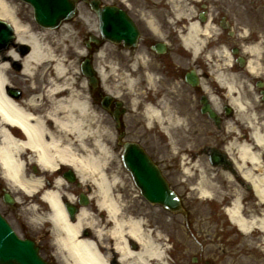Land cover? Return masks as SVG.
<instances>
[{"label":"clouds","instance_id":"clouds-1","mask_svg":"<svg viewBox=\"0 0 264 264\" xmlns=\"http://www.w3.org/2000/svg\"><path fill=\"white\" fill-rule=\"evenodd\" d=\"M2 19L8 23L10 30H15L17 43L30 45L32 50L22 56L15 47H9L3 55H0V97H2L0 115L3 117L0 127H4L5 131L0 180H3L11 188L22 191L28 197H32L45 188L46 179L34 181L25 174V160L20 156L28 149L39 154L38 159H29L28 163L40 165L43 170L53 176V190L46 191L40 196L42 201L50 204V208L47 212H43L38 205H31L26 209L30 213L27 222L34 230H39L46 224L50 226L48 230L51 234L52 254L58 258L60 264H111L112 253L101 251V247L105 249L109 247L105 242L106 239L118 241L115 245L117 252L126 253L127 258L135 257V259H128V264H148V260L151 259L162 260V253L160 255L152 253L148 260H145L127 248L125 236L131 235L136 238L137 230H143V225L147 223V220L143 217H133L131 214L118 216L124 205L121 204L120 207H117L116 200H113L111 196V191L118 185H122V181L114 173L108 175L107 169L112 159V153L106 146H101V138L114 143L116 135L108 127L102 126V114L93 107L92 97L86 91L87 81H82L79 88L75 87V79L68 75L71 65L67 62V56L62 52L57 53L53 43L48 40L49 33L38 31L30 19L25 20L20 15V9L11 3V0L4 4ZM81 20L88 30H96L92 27V21L88 17L82 16ZM98 26L97 23V28ZM65 28L67 31L62 36L54 38L59 40L57 46L62 44L66 50L68 44L65 41H67L72 45L74 52L80 56H86L87 49L76 46L71 40L72 35L78 36V31L71 25H65ZM247 34V31L243 33L245 36ZM244 50L247 52L249 48L245 47ZM96 55L98 58H103L105 50L101 49ZM225 55H228L226 50ZM209 59H211L210 56ZM145 60H147L146 56ZM46 61L55 62L56 78H50L47 85H40L43 87L42 92L34 93L26 98L22 97L19 103L11 100L6 89L12 87L10 73L13 65L17 63L20 65V75L31 89H36L39 66ZM132 67L135 70L136 65L133 64ZM115 71L113 68L103 79L107 80L108 75L114 74ZM252 72L259 75L256 69H252ZM40 77L43 80L42 73H40ZM60 78H62V82L58 83L57 80ZM155 79L158 80L159 77ZM134 84L135 80L128 81L129 91L133 90ZM65 90L68 95L56 99L55 94ZM105 91L109 92V96L113 95L109 89L105 88ZM204 91L210 92L211 89L206 87ZM121 94L119 91L114 93L117 98ZM45 98L49 102V107L40 112L39 110L44 107ZM215 98L213 96V99ZM144 115L147 126L151 128L153 120L159 118L161 112L153 110L149 105ZM165 119L172 127H187V119L180 117L179 114L166 116ZM48 120L55 122L54 130L47 127ZM22 121L29 137L27 142L16 139L6 128L8 123L21 124ZM34 124L38 125L39 129ZM226 131L236 132L239 135V129L232 125L226 127ZM45 136L50 138V142L45 143ZM88 140H92L94 147H89ZM261 145L264 146V141H261ZM235 147L236 144L231 143L225 146V150ZM61 165H68L76 171V176L73 179H78L81 186L95 187L94 199L98 201V209L111 213L109 219L114 225L111 230L101 225L91 210H81L80 216L75 215L77 210L72 207V204L77 203V195L69 194L70 184L64 176L54 175ZM203 194L208 196L210 193L205 191ZM63 197L71 201L67 210L63 203ZM70 206L75 209L72 212L73 218L76 220L75 225L69 220ZM84 229H91L96 238H81ZM119 241L123 242V247L120 246ZM125 259L126 257L122 255L121 264H124Z\"/></svg>","mask_w":264,"mask_h":264},{"label":"bare ground","instance_id":"bare-ground-1","mask_svg":"<svg viewBox=\"0 0 264 264\" xmlns=\"http://www.w3.org/2000/svg\"><path fill=\"white\" fill-rule=\"evenodd\" d=\"M170 1L174 5V8H175L172 11V13L169 14L172 17L171 20L173 21L174 17H181V16H185L187 20L186 26L182 27L183 32L181 34L182 43L185 46L186 50H188V52L193 57H202V58L207 57L209 59V56L210 57L216 56L217 63L220 64V67H223V69L225 68L228 72V68H229L228 66L230 65V58H229V55H225V50L227 51L226 47L222 46V47L214 48L212 51H211V48L207 49L208 41H209L208 38L211 37V33L213 29L211 27V22H209L210 20H207V22L204 25L199 24L197 21L193 20L192 16L194 14V11H193V5H191V3L193 2L192 0H179V1L170 0ZM5 3H7L6 0H0V19L1 20H3L2 17L4 14V4ZM186 3L187 5L184 8V5ZM186 7H187V10H186ZM144 12L146 14V18L148 20L150 28L153 29V32H155L161 38H163L164 33H162V30L157 23L159 16L163 14L161 9H156L154 5L153 10H148ZM81 16L88 17L92 21V27L96 29V22H95L96 19L94 20V18L90 17V15L86 11H81ZM65 25L66 24L61 25L56 31L51 30V29H37V30L40 32L49 33L48 40L53 43V47L57 51V50H60V47H59L60 45L57 46L59 44V40L54 39V38L60 37L67 30L65 28ZM240 36L244 37L245 35L240 34ZM15 38H16V32H15ZM15 43H16V46L14 47L18 51H20V48L22 45L17 43V39ZM27 46H29V51L27 53H30L32 50L31 46L30 45H27ZM258 49H259L258 46H254L252 48H249L248 52L254 53V52H257ZM212 52H214V54H212ZM0 55H3V54H0ZM145 56L146 55L143 52L138 51L136 56H134L132 59L133 64H136L139 62L141 63L142 61L144 66L148 68L150 63L149 61L145 60ZM5 58L7 59V57ZM54 63L55 62L46 61L39 66V72L36 78L38 87L36 89H31L26 82L24 83L26 85V88L24 91L25 94L23 96L24 98L34 93L42 92L43 87H41L40 85H47L50 78H56ZM96 67H97L99 76L102 79L104 89L107 88L113 94L116 93L117 91L113 89L111 90L106 85L107 80L103 79V77L106 75L104 69L98 64H96ZM113 68H115L116 71L114 74H111V78L117 82L119 81L118 78L124 79V82L127 88H128L127 84L129 80H135V83L138 82L136 77H133V76L128 77L127 75H123V74L120 75L117 67L112 65L110 69L112 70ZM45 69L47 70L45 71ZM252 69H256L257 72H259V74H262V73L264 74L263 65L259 62L258 55H257V59L252 58L248 61L247 70L250 73H253ZM13 70H15V64L13 65V69L10 73V76L11 74H15V73H12ZM218 71L221 73L218 74V72H216V76L214 77V79L221 86H224V88L227 90V96L229 97V94H231L233 91L238 90L236 87L237 86L236 83H238V79L236 78L234 74H231V73L229 74L222 69H218ZM40 73L43 74V80H41ZM16 75H18V77L20 78H23L20 75V71L16 73ZM146 75H147L146 78H147L148 84L154 86L157 80L154 78L153 74L147 71ZM11 79H13L12 76H11ZM57 82L61 83L62 78L58 79ZM13 84L14 83L12 82V87H14ZM66 95H68L67 90L56 93L55 97L56 99H59ZM210 96H211V99L214 105L216 106L217 99L216 98L213 99L214 95L212 94ZM9 98L13 101H16L17 103H19L21 100V98H16L11 95H9ZM139 101H141V98L137 100H132L131 107L135 106ZM229 102L234 108V110H236L237 116L244 119V121H246L248 125L252 128L250 131V134L248 133V136H249L248 140L245 141L241 139V137L237 136V137H234L230 142L227 140V142L225 143V146L231 143L236 144L235 148H230L229 150H226V151L232 157L234 166H236L237 168V172L244 178L245 182L250 183V187L252 188V192L254 194V197H253L254 200H252L251 202H245L246 198H248L249 195H248V191H246L247 186L243 182L237 183V185H235L233 189L230 191H225L223 188H221L220 185H216L215 178H217L218 176H222L224 180H226V182L228 183L232 182L233 179L232 178L229 179V177L231 176L228 173H224V172H219L220 174L212 173V171L214 170H211L210 167L206 165L203 166L199 162L198 159L194 162L191 161L190 163L187 164L183 158L182 173L184 172L186 174H190V173L195 174L199 172L198 181L196 183V186L193 188V190L196 191L198 198H200L201 200L207 201L209 199H214V197H216L218 198V203H222L224 201L228 202V206L224 209L226 220L231 224V227L236 230L235 237L237 236L241 237L240 242L242 243L241 245H237L235 249H231L228 251L227 253L228 256L234 257L235 255L242 253V251L246 248L253 250L256 247H259L258 248L259 250L264 251V146L261 145V141H264V125L260 126L256 124L252 120V117L249 116L247 113H245L246 111L243 112L246 106H245V102L242 100V97L240 96L239 97L236 96L234 98L231 97ZM0 103H2V97H0ZM148 106L149 105L144 104L143 111H144V107L146 110ZM48 107H49V102L47 98H45L44 107L41 108L39 111L43 112ZM151 107L153 110L161 112V116L159 118L154 119L153 122L159 124L162 132L169 138L170 141H172L171 143L172 146H175V148H177L176 147L177 145L176 143L174 145V140H173V129L176 127L170 126L168 124L167 119H165L166 116H171L177 113L168 107L167 101L165 100V98L161 99L158 102L157 106H151ZM2 120H3V117L2 115H0V121ZM229 125H232V122L231 123L228 122L226 127H228ZM34 126H36L39 129L38 125L34 124ZM47 127L50 130H54L55 122L53 120H48ZM234 127L237 128L236 125ZM6 128H7V131L11 133V135L15 137L16 139L23 140L25 142L28 141L29 137L27 133L25 132V126H23V121L21 122V124L8 123L6 125ZM179 128H184V126H180ZM4 135H5L4 127H0V168H2V164H3L2 147H3ZM233 135L236 136L237 135L236 132H233ZM44 141L45 143L50 142V138L45 136ZM87 143L89 144L90 148L94 147L92 140H88ZM110 143L112 142L106 141L105 139L101 138V146H106L112 153V159H111L109 168L107 169V173L109 176L114 173L121 178V181H124V177L121 174L123 173V169H121L119 165L120 164L119 159L118 161L117 159L115 161V158H117V155L115 154L113 145L112 144L110 145ZM188 147L189 145L186 144V147L183 148L184 152L190 151ZM38 155H39L38 153H34L31 149H28L24 153H22L20 156L21 159L25 160V164H26L25 174L34 181H38L42 179V174L44 175V173H48L46 170H43L40 165L36 163H28L29 159H33V160L38 159ZM183 156L185 157V155ZM33 164H36V166L38 167V170H41L42 174H40L39 172L33 173L32 171H29V167ZM64 166H68V165H64ZM185 169H187V171H185ZM72 170L76 174V171L73 168ZM192 170H194L195 172H192ZM207 173H211L212 175L209 176V174ZM91 187H92V192L89 195V197L94 201L95 207L98 209L97 207L98 201L94 199L96 189L93 186ZM12 190L18 191L13 188ZM51 190H53L52 186L49 188L41 189L37 193H39L41 196L46 191H51ZM205 191L209 192L210 194L208 196H205L203 194ZM18 192H22V191H18ZM113 192H114V189H112L111 191V196L113 200H116L117 207H120L121 204L124 205L125 203L123 202L120 194L118 193L113 194ZM35 194L33 196H35ZM53 199H55V197H53ZM44 202L47 205L46 209L45 208L43 209L40 208V209L43 212H47L48 209L50 208V204L46 201ZM33 203L34 202L32 198L29 197L28 202L25 203L26 205L24 207V210L26 211V209L29 208L31 205H33ZM91 209L92 208H90L88 205L82 206L80 209V212L77 214V217L81 215V210H91ZM95 215L98 220L100 218L99 222L105 228L111 230L114 227L113 222L109 219L111 215L109 211L107 210L100 211V214L95 213ZM127 215L128 214L125 211V205H124V207L121 209V213H119L118 216H127ZM133 217L139 218V215L133 216ZM71 223L75 225L76 220ZM202 227H204L203 232L205 233V237L208 238V239H205L206 243L209 244L213 242L215 240L214 236L216 235V227L213 223V220L210 219L209 217H204L202 220ZM81 238L95 239L96 237L91 229H84V232L81 234ZM125 239L127 240L128 250L135 253L139 257H143L145 260H148L149 255H151L152 253H156L157 255H160L162 253V260L151 259V260H148V264H170L166 257L167 256L166 247L162 241V238L158 236L157 233H153V229L148 225V223L143 225V230H137L136 238H133L131 235H126ZM105 242L109 245V247L107 249L101 247V251L105 253L110 251L112 253V257L115 256L116 254L117 256L116 263L121 264L122 255L126 257L124 264H128V259H135V257L127 258L126 253L116 251L115 245L117 244L118 241L106 239ZM119 243H120V246L123 247V242L119 241ZM133 244L138 245L137 249H134L132 247ZM212 251H213V247L211 245H208L204 250L205 254H208L209 252H212ZM111 264H114V263L111 262Z\"/></svg>","mask_w":264,"mask_h":264},{"label":"rangeland","instance_id":"rangeland-1","mask_svg":"<svg viewBox=\"0 0 264 264\" xmlns=\"http://www.w3.org/2000/svg\"><path fill=\"white\" fill-rule=\"evenodd\" d=\"M9 2V0H6ZM11 3L15 4L20 9V15L25 19H30L33 23V26L36 29H39L32 18L31 8L20 2L19 0H11ZM221 5L225 7L227 12L234 17V20L240 19L239 16L244 17L245 15L250 16L248 20L252 25H255V22H258L259 26L263 27L264 20V0H221ZM223 7V8H224ZM222 12L224 13V9ZM263 21V25H261ZM66 25H71L78 31L77 35H72L71 40L76 44V46L83 48V37L89 31L88 28L78 20L77 17L73 18L71 21L66 22ZM58 30V29H57ZM56 31V30H54ZM67 31V30H66ZM63 35V34H62ZM61 35V36H62ZM68 44L66 50L64 49V45L60 44V50H57V53H63L68 58V63H70V71L68 75H70L76 81L75 87L79 88L81 79L79 78L78 73V64L80 60V55L74 52L73 47L70 43L65 41ZM105 50V56L103 58L94 57L95 64L100 65L103 69L110 73V67L115 66L118 69L120 75H122V64L126 65L127 58L124 57L121 53L116 51L112 46L102 48ZM128 65V64H127ZM108 67V68H107ZM19 71L13 70L11 74L12 82L15 86H25V80L23 78L18 77L16 73ZM127 72V71H126ZM21 79V80H20ZM109 79L112 82V88L115 91L123 92L124 97L130 98L132 100H137L141 97L148 95L147 92L139 88V86L133 85L132 91L126 87L124 79L118 78V82L113 80L111 77ZM120 84V85H119ZM26 88V86H25ZM25 88L24 91H25ZM143 99V98H142ZM191 108V107H190ZM133 119L138 120V115L133 116ZM106 121L102 119V126H106ZM110 125L109 123H107ZM201 126L203 124L199 123ZM107 125V126H108ZM196 126V124H195ZM205 131L207 135L211 136L210 129L211 127L206 123ZM182 133L185 137L182 140L173 139L174 145L176 143L179 148H183L186 146L185 144L194 145L199 142L197 133H193L192 131L187 135L188 130L183 128L176 127L174 128ZM140 130V129H138ZM146 133L149 137L150 143L152 147L149 149L154 152V154L161 158L170 160V165L173 169L165 170L167 176L170 177L171 185L177 189L179 194L183 198V204L185 206L187 212V219L180 214H172L161 207L156 205H150L149 203H145L142 199L138 200L137 197H133V195H128L126 197V205H127V214L133 215L129 211L130 209H134L136 211V215L139 217H143L147 220V223L153 228V233H157L158 236L162 238L163 243L166 247L167 259L170 264H264V251L259 250V247L252 249H244L242 253L235 255L234 257L228 256V251L231 249H235L237 245H241V237L236 236V230L231 227V224L226 221L224 218V214H221L222 206L226 205L228 202L224 201V203H218V198L214 197V199H209L207 201H203L198 198L196 191L193 188L196 186L198 181V173L195 174H186L180 173L178 169V164H176L175 160H177V153L173 154L172 149L175 150V146H172V141L169 140L167 136L162 132L159 124L153 122V133ZM205 141L213 142V136H203ZM114 145V143H110V145ZM149 144V142H146ZM176 146V147H177ZM200 144L197 145L199 147ZM153 148V149H152ZM172 148V149H171ZM118 150L116 149L115 154H117ZM174 152V151H173ZM117 158H115L116 161ZM118 161V160H117ZM203 165V159L199 160ZM169 165V166H170ZM174 165V166H173ZM176 165V166H175ZM165 166V164H163ZM192 172H195L192 170ZM210 172V171H209ZM216 173V171H212V173ZM219 173V172H218ZM211 176V173H207ZM124 180L128 183L125 186V190H131L132 193H135L133 189H130V177L128 173H124ZM216 185H220L225 191H230L233 189V183H228L222 176H218L215 178ZM213 181V179H212ZM218 187V186H217ZM249 200V199H248ZM247 200V201H248ZM204 217H209L213 220V223L216 227V235L215 240L209 244L206 243L205 233L203 232L204 227H202V220ZM211 245L213 247V251L205 254V248ZM55 264H60L59 260L55 257L53 258Z\"/></svg>","mask_w":264,"mask_h":264},{"label":"water","instance_id":"water-1","mask_svg":"<svg viewBox=\"0 0 264 264\" xmlns=\"http://www.w3.org/2000/svg\"><path fill=\"white\" fill-rule=\"evenodd\" d=\"M34 9L36 21L43 26H56L61 20L73 14L74 2L72 0H24ZM97 10V9H96ZM100 19V31L103 36L112 37L115 41L121 39L131 43L135 34L128 36L132 27L124 20L122 14L111 9L97 10ZM12 39L11 30L7 24L0 21V48ZM81 69L94 83L92 70L87 61ZM123 156L124 164L131 173L136 185L140 188L143 197L151 203H158L171 211H181L179 200L169 190L166 181L161 176L157 167L150 162L143 151L134 144L126 145ZM33 243L28 240L18 239L7 225L0 219V264H46L37 255Z\"/></svg>","mask_w":264,"mask_h":264},{"label":"flooded vegetation","instance_id":"flooded-vegetation-1","mask_svg":"<svg viewBox=\"0 0 264 264\" xmlns=\"http://www.w3.org/2000/svg\"><path fill=\"white\" fill-rule=\"evenodd\" d=\"M126 1L125 3H122V0H104V2H112L115 4H120L119 6L124 8L125 10H131L135 13V15L137 16V18H142V19H147L146 15L144 11H148V10H153V0H124ZM211 2H213V0H201V2H199V4L195 5V13L194 16L197 19H201V16L203 15L204 20H210L209 22L212 23L213 25H217V26H221L222 24V16L220 13V10H218V5H214ZM128 5V8L126 7ZM217 7V9L215 8ZM211 8L213 9V14L210 13L209 11L211 10ZM170 13H172V9H169ZM169 12L165 13V20L167 19L166 17H170L172 18L169 14ZM174 21V25L172 26L174 30L177 29H182V27H184V22L183 20H173ZM145 22V21H144ZM162 26L167 28V39L168 42L172 45H176L174 42L176 40L174 31H172L166 23H162ZM143 27H146L145 24H143ZM229 30H224L223 31V35L220 34L219 37H215V41H208V46L207 49L211 48V46H216V44H219L220 41L224 40V42L228 45L229 49L235 51L236 53L239 52L240 49V43L233 41L232 42V38H234V36L228 32ZM222 33V32H221ZM143 41L145 43H153V38L149 35V34H145L144 35V39ZM217 42V43H216ZM216 43V44H215ZM169 57H176V53H171V52H166L163 55H155V65L158 68V70L160 71V78L163 80L164 83H166V87H169L167 84L169 85H173L174 83H177L179 81L180 84L185 83L184 78H185V70L182 68H178L177 66L173 65L170 58ZM238 54H236L234 56V64L232 65L231 70L234 71V73H239L242 76H245L247 79H249V81H251L254 85H262L261 89H258L256 87L255 91L260 93V90H264V78L259 82L258 78H254L253 76H251L250 74H247L244 69H243V65L245 63L244 59H239L237 60ZM241 61L243 62V64H241ZM207 62L205 61V57H203V59L199 62H197L196 66L199 67V78L201 80L200 83H205L208 87H211L212 85H216L214 84L213 79L211 78V71H208L207 67H206ZM262 83V84H261ZM215 88L218 89L217 86H215ZM215 89V90H217ZM198 91V89H197ZM217 91H219V94L222 95V90L218 89ZM201 95V94H200ZM199 95V96H200ZM197 106L198 108H200V104L199 101H197ZM258 106V111L259 110H264V101H262L260 99L259 103L256 105ZM261 108V109H260ZM264 114V113H263ZM204 116V115H202ZM232 113H228L226 114L225 111H220L219 113V122L218 125H216V130L218 132L217 136H218V141L216 142V148L219 150H223V148L225 147L224 144L226 143V141L228 140V134H225L224 132V123L225 120L232 117ZM125 126V125H124ZM247 134V133H245ZM202 151L204 152H208L207 148H203ZM223 168L224 165L221 164ZM234 177L241 181L240 177L235 174ZM0 198L2 199L4 191L2 190V183L0 184ZM35 200L39 201V197H35ZM3 208V214L6 216V218L8 219V215L15 213L16 212V208L14 206H7ZM18 224H19V229L22 231L23 236L31 238L32 240H34L38 247L40 249H44V250H48V241H47V236L46 234L40 232V231H32L31 229H27L25 228V226L22 224V222L19 221V219H17Z\"/></svg>","mask_w":264,"mask_h":264}]
</instances>
